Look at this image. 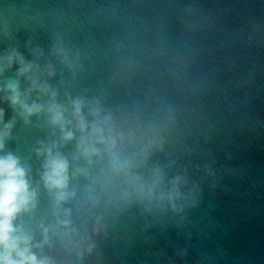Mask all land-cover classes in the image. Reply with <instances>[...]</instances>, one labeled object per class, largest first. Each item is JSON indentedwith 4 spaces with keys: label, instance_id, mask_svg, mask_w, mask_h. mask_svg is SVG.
<instances>
[{
    "label": "clouds",
    "instance_id": "clouds-1",
    "mask_svg": "<svg viewBox=\"0 0 264 264\" xmlns=\"http://www.w3.org/2000/svg\"><path fill=\"white\" fill-rule=\"evenodd\" d=\"M220 18L176 0H0V264L228 259L223 197L264 190L238 160L240 138L264 136V18Z\"/></svg>",
    "mask_w": 264,
    "mask_h": 264
},
{
    "label": "water",
    "instance_id": "water-1",
    "mask_svg": "<svg viewBox=\"0 0 264 264\" xmlns=\"http://www.w3.org/2000/svg\"><path fill=\"white\" fill-rule=\"evenodd\" d=\"M167 3L168 0H154ZM178 3H198L221 14L220 24L225 30L245 27L252 16L264 18L261 0H176ZM225 52L235 54V49L225 46ZM241 55H243L241 53ZM255 101L257 115L264 118V92ZM11 113L6 109L7 115ZM243 147L238 160L250 167L257 178H264V136L240 138ZM223 231L216 237L217 243L228 259L220 264H264V190H252L250 195L223 197L221 205Z\"/></svg>",
    "mask_w": 264,
    "mask_h": 264
}]
</instances>
